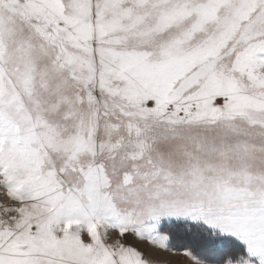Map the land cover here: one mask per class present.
Returning <instances> with one entry per match:
<instances>
[{"label": "snow or ice", "instance_id": "snow-or-ice-1", "mask_svg": "<svg viewBox=\"0 0 264 264\" xmlns=\"http://www.w3.org/2000/svg\"><path fill=\"white\" fill-rule=\"evenodd\" d=\"M264 264V0H0V264Z\"/></svg>", "mask_w": 264, "mask_h": 264}, {"label": "rangeland", "instance_id": "rangeland-1", "mask_svg": "<svg viewBox=\"0 0 264 264\" xmlns=\"http://www.w3.org/2000/svg\"><path fill=\"white\" fill-rule=\"evenodd\" d=\"M187 241L181 237L175 238L173 243L170 242V246L174 249L171 252H161L159 249H154L148 246L146 243L141 245V248L148 254L150 259H167L171 261V264H191V261L183 256V246Z\"/></svg>", "mask_w": 264, "mask_h": 264}, {"label": "trees", "instance_id": "trees-1", "mask_svg": "<svg viewBox=\"0 0 264 264\" xmlns=\"http://www.w3.org/2000/svg\"><path fill=\"white\" fill-rule=\"evenodd\" d=\"M178 237H176V239H177ZM175 239V238H174ZM174 239L171 241L172 243H173V241H174Z\"/></svg>", "mask_w": 264, "mask_h": 264}]
</instances>
